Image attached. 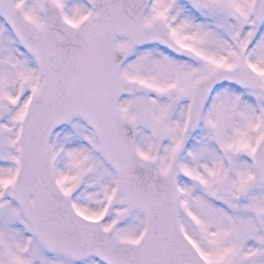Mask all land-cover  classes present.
I'll return each mask as SVG.
<instances>
[{
    "label": "snow or ice",
    "instance_id": "obj_1",
    "mask_svg": "<svg viewBox=\"0 0 264 264\" xmlns=\"http://www.w3.org/2000/svg\"><path fill=\"white\" fill-rule=\"evenodd\" d=\"M0 264H264V0H0Z\"/></svg>",
    "mask_w": 264,
    "mask_h": 264
}]
</instances>
